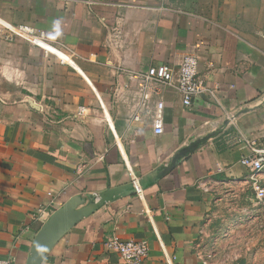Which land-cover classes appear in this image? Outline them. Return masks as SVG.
<instances>
[{"label":"crops","instance_id":"obj_1","mask_svg":"<svg viewBox=\"0 0 264 264\" xmlns=\"http://www.w3.org/2000/svg\"><path fill=\"white\" fill-rule=\"evenodd\" d=\"M188 51L215 99L186 107L173 84L163 134L132 121L133 76ZM244 139L264 142V0H0V258L37 264L52 192L54 213L75 203L84 215L39 264H127L105 247L112 234L148 240L145 264H200L207 214L205 240L245 219L212 264H249L264 205Z\"/></svg>","mask_w":264,"mask_h":264},{"label":"built area","instance_id":"obj_2","mask_svg":"<svg viewBox=\"0 0 264 264\" xmlns=\"http://www.w3.org/2000/svg\"><path fill=\"white\" fill-rule=\"evenodd\" d=\"M12 31L16 35L24 36L30 40H35L36 30L27 26L20 25ZM136 81V90L134 106L136 113L132 117V121L137 123L151 124L156 134L164 132V110L165 101L163 100L164 89L167 86L176 84L181 95L184 106L191 107L196 99L201 97H209L210 100L215 99V89L209 85L199 73V58L194 51H188L183 54L181 62L176 68L167 63L155 64L147 70L141 71L133 76ZM86 112V107L81 106L78 110L79 115ZM251 150L250 155H246L241 159V165L248 171V179L250 180V189L254 197L256 207L264 205V185L260 179L264 173V142L256 139L243 140ZM132 183L138 195H142L143 189L140 179L134 176ZM51 201L43 205L37 217L45 224L49 217L54 214L55 198L52 192ZM250 214V211L247 212ZM49 216L44 219V216ZM211 216L207 214V219L199 230V241L194 244L195 255L200 264H212L217 256V248L223 242L224 238L232 236L234 230L244 222V218L236 219L221 233H212L206 240L205 236L210 225ZM105 247L116 252L120 258L127 264H145L149 253L150 244L145 239H123L116 234L108 236L105 240ZM14 257L0 258V264H14Z\"/></svg>","mask_w":264,"mask_h":264},{"label":"water","instance_id":"obj_3","mask_svg":"<svg viewBox=\"0 0 264 264\" xmlns=\"http://www.w3.org/2000/svg\"><path fill=\"white\" fill-rule=\"evenodd\" d=\"M142 186V184H141ZM100 198H98V201ZM76 204H65L63 208L56 211L51 218L44 224L47 231L44 232L35 245L34 260L39 264L51 248L55 239L67 228L72 222L76 221L84 212H74Z\"/></svg>","mask_w":264,"mask_h":264},{"label":"rangeland","instance_id":"obj_4","mask_svg":"<svg viewBox=\"0 0 264 264\" xmlns=\"http://www.w3.org/2000/svg\"><path fill=\"white\" fill-rule=\"evenodd\" d=\"M262 247V250L260 249ZM251 251L249 252V257H248V263L249 264H254L256 262H260L264 264V239H260L259 242L257 243H251L250 244ZM258 251H260V255H258Z\"/></svg>","mask_w":264,"mask_h":264}]
</instances>
